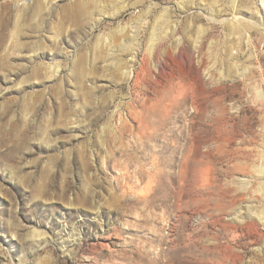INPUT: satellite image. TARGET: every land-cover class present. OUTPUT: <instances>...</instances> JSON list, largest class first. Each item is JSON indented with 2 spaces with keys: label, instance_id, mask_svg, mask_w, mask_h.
<instances>
[{
  "label": "rangeland",
  "instance_id": "374dc122",
  "mask_svg": "<svg viewBox=\"0 0 264 264\" xmlns=\"http://www.w3.org/2000/svg\"><path fill=\"white\" fill-rule=\"evenodd\" d=\"M258 19L0 0V264H264Z\"/></svg>",
  "mask_w": 264,
  "mask_h": 264
},
{
  "label": "bare ground",
  "instance_id": "6f19581e",
  "mask_svg": "<svg viewBox=\"0 0 264 264\" xmlns=\"http://www.w3.org/2000/svg\"><path fill=\"white\" fill-rule=\"evenodd\" d=\"M119 13V12H118ZM117 14V13H116ZM114 15V14H113ZM118 15V14H117ZM233 19H234V23H238V24H240V23H244V21H246V20H244L243 19V17L242 16H240V15H237V16H234L233 17ZM249 21V20H248ZM251 24H254V25H257V26H259L260 28H263V26H264V22L261 20V19H258L257 21H251ZM133 45V44H132ZM155 49V48H154ZM127 51V50H126ZM130 73V72H129ZM143 86V85H142ZM171 91V90H170ZM258 93H259V96L260 97H263V94H262V92L261 91H258ZM162 100V99H161ZM165 109V108H164ZM156 113V112H155ZM159 113V112H158ZM163 114V113H162ZM143 122V121H142ZM178 127V126H177ZM143 128V127H142ZM146 128V127H145ZM145 131V130H144ZM151 132V131H150ZM142 134V133H141ZM185 134V133H184ZM147 135V134H146ZM149 135V134H148ZM186 136V135H185ZM190 137V136H189ZM185 139H186V137H184ZM185 141H187V140H185ZM185 143V142H184ZM162 146V145H161ZM183 146V145H182ZM187 146V142H186V144H185V147ZM190 146V145H189ZM163 147V146H162ZM184 147V148H185ZM164 148V150H167V151H169V150H171V149H173L172 148V145H169V142L167 143V145L165 144V146L163 147ZM160 152H161V150H160ZM159 152V153H160ZM176 152V151H175ZM161 153H163V151L161 152ZM164 154V153H163ZM172 154H174V152L172 153ZM183 155H184V153H183ZM171 156V155H170ZM175 157V156H174ZM188 160V159H187ZM173 162V161H172ZM169 163V162H168ZM167 163V164H168ZM170 165V164H169ZM170 166H172V165H170ZM173 167V166H172ZM182 169H183V167H182ZM187 172V171H186ZM171 173V172H170ZM151 174V173H150ZM176 177V176H175ZM152 180V179H151ZM148 186V185H147ZM146 189H149L148 187L146 188Z\"/></svg>",
  "mask_w": 264,
  "mask_h": 264
}]
</instances>
